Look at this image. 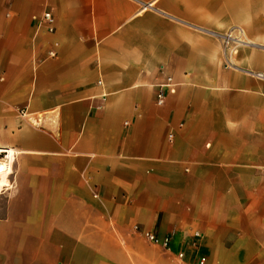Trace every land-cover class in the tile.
<instances>
[{
    "label": "crops",
    "instance_id": "1",
    "mask_svg": "<svg viewBox=\"0 0 264 264\" xmlns=\"http://www.w3.org/2000/svg\"><path fill=\"white\" fill-rule=\"evenodd\" d=\"M256 73L264 0H0V264H264Z\"/></svg>",
    "mask_w": 264,
    "mask_h": 264
},
{
    "label": "built area",
    "instance_id": "2",
    "mask_svg": "<svg viewBox=\"0 0 264 264\" xmlns=\"http://www.w3.org/2000/svg\"><path fill=\"white\" fill-rule=\"evenodd\" d=\"M42 20L46 23L48 30L53 31L54 28V22L55 17L51 11L44 12L42 16ZM236 32L235 34L233 32ZM244 31L240 27H236L230 32L224 34L222 36L223 46H224V53H225V65L231 66L233 65V62L230 59V55L237 52L238 47L241 44L245 43L244 40ZM256 77L264 80V75L261 73H256ZM172 84V77L168 76L166 78V82L164 83H158L156 85L157 90L155 94V102L158 105H162L165 102V86H169ZM14 164H15V153L10 150L9 148H1L0 147V177L5 175L6 177L13 173L14 170ZM136 229H139L136 227ZM143 235L145 239L153 244L161 245L165 248H168L169 246V236H165L160 238L157 234H155L152 231L146 230L143 231ZM194 236L196 238H199L201 236L199 231L194 232ZM184 252H180L178 254L179 258H183ZM206 262V258L202 257L199 260V264H204Z\"/></svg>",
    "mask_w": 264,
    "mask_h": 264
},
{
    "label": "bare ground",
    "instance_id": "3",
    "mask_svg": "<svg viewBox=\"0 0 264 264\" xmlns=\"http://www.w3.org/2000/svg\"><path fill=\"white\" fill-rule=\"evenodd\" d=\"M3 176H5V175H3Z\"/></svg>",
    "mask_w": 264,
    "mask_h": 264
}]
</instances>
